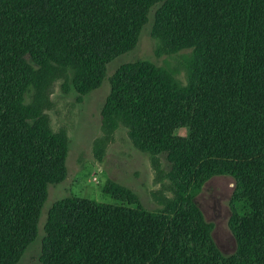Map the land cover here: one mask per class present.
<instances>
[{"label": "trees", "instance_id": "1", "mask_svg": "<svg viewBox=\"0 0 264 264\" xmlns=\"http://www.w3.org/2000/svg\"><path fill=\"white\" fill-rule=\"evenodd\" d=\"M250 4L0 0V264H13L34 238L46 185L64 175L65 136L48 125L43 91L62 79L80 95L103 78V124L123 123L135 147L162 155L170 194L146 208L106 178L100 190L111 201L54 199L34 264H264V114L238 101ZM150 10L156 51L180 56L175 71L137 58L106 73ZM257 12L264 22V0ZM215 174L232 178L227 253L193 198Z\"/></svg>", "mask_w": 264, "mask_h": 264}, {"label": "rangeland", "instance_id": "2", "mask_svg": "<svg viewBox=\"0 0 264 264\" xmlns=\"http://www.w3.org/2000/svg\"><path fill=\"white\" fill-rule=\"evenodd\" d=\"M257 10L258 0H251L238 101L264 114V22ZM150 23L151 10L135 45L109 60L106 73L122 61L137 58L165 65L175 71L179 54L156 51L150 34ZM175 74L183 80L179 66ZM65 86L62 79H54L41 95L48 125L51 129H61L64 132V175L56 182L47 183L45 198L38 213L36 234L13 264L37 262L45 211L56 198L78 194L111 201L113 199L100 190V185L106 178L129 187L146 208L158 206L157 196L170 194V181L166 173L168 164L162 155L154 158L150 153L135 147L123 123L116 121L112 126L103 124L99 108L107 94L108 81L103 78L96 87L80 95L70 85ZM231 190L232 178L226 174H215L202 182L193 195L205 219L211 222V235L215 243L224 253L230 252L234 247L233 236L227 224Z\"/></svg>", "mask_w": 264, "mask_h": 264}, {"label": "flooded vegetation", "instance_id": "3", "mask_svg": "<svg viewBox=\"0 0 264 264\" xmlns=\"http://www.w3.org/2000/svg\"><path fill=\"white\" fill-rule=\"evenodd\" d=\"M211 176H213V175H211ZM211 176H210V177H211ZM210 177H208V178H206V179H209ZM206 179H205V180H206ZM205 180H203V182H204ZM222 187H223V188H226L224 185H223Z\"/></svg>", "mask_w": 264, "mask_h": 264}]
</instances>
